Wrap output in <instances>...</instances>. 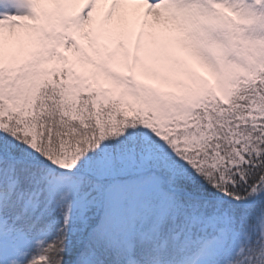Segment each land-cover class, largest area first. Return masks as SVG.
<instances>
[{
	"label": "snow or ice",
	"instance_id": "6c2138e0",
	"mask_svg": "<svg viewBox=\"0 0 264 264\" xmlns=\"http://www.w3.org/2000/svg\"><path fill=\"white\" fill-rule=\"evenodd\" d=\"M0 264H264V0H0Z\"/></svg>",
	"mask_w": 264,
	"mask_h": 264
},
{
	"label": "rangeland",
	"instance_id": "374dc122",
	"mask_svg": "<svg viewBox=\"0 0 264 264\" xmlns=\"http://www.w3.org/2000/svg\"><path fill=\"white\" fill-rule=\"evenodd\" d=\"M175 59H180V60H184L185 56L182 52L179 51V46H173V48L171 49V53H170ZM169 63H171V61H169ZM190 68H192V70L197 71L199 74L201 75H207L206 70H204L199 64L198 62H190L188 65ZM123 67V66H122ZM179 67V66H178ZM161 71L163 69H160ZM136 73L138 75L139 78L146 76L147 78H149L145 71L140 68L139 66H137L136 69ZM154 79V78H153Z\"/></svg>",
	"mask_w": 264,
	"mask_h": 264
},
{
	"label": "trees",
	"instance_id": "16d2710c",
	"mask_svg": "<svg viewBox=\"0 0 264 264\" xmlns=\"http://www.w3.org/2000/svg\"><path fill=\"white\" fill-rule=\"evenodd\" d=\"M142 79H145L147 82H151V79L150 78L148 79L146 76H145V78H142Z\"/></svg>",
	"mask_w": 264,
	"mask_h": 264
}]
</instances>
